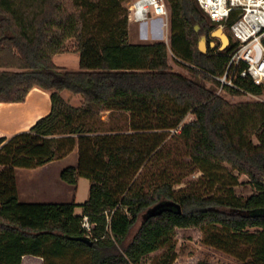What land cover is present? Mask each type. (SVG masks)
Here are the masks:
<instances>
[{"label":"trees","instance_id":"1","mask_svg":"<svg viewBox=\"0 0 264 264\" xmlns=\"http://www.w3.org/2000/svg\"><path fill=\"white\" fill-rule=\"evenodd\" d=\"M124 1L0 0V102H23L40 87L50 91L52 103L29 130L0 137V264H22L25 255L40 256L43 264H65L68 256H86V264H142L165 246L172 252L165 264H173L176 229L213 226L229 236L215 235L211 245L229 253L255 229L244 237L254 245L253 259L244 264H264V101L233 104L216 91V77L225 73L236 44L231 33L224 50L212 47L218 24L198 1L169 0L171 50L191 78L173 70L165 42H129ZM74 37L79 70L59 67L54 57ZM202 38L207 52L199 48ZM236 84L225 89L264 93L249 78ZM64 90L82 95L85 106L67 102ZM101 111L130 113L129 131L95 127L89 119ZM189 114L195 119L183 124ZM181 125L175 134L191 165L208 171L228 163L249 177L254 193L244 198L233 189L224 195L175 189L183 179L169 174L149 189L141 185L136 175L162 158L165 137L158 130ZM76 145L78 164L64 168L61 178L70 184L88 178L89 198L82 204L21 201L16 168L42 166ZM78 206L82 214L75 212ZM86 215L95 223L90 236L82 226Z\"/></svg>","mask_w":264,"mask_h":264},{"label":"rangeland","instance_id":"2","mask_svg":"<svg viewBox=\"0 0 264 264\" xmlns=\"http://www.w3.org/2000/svg\"><path fill=\"white\" fill-rule=\"evenodd\" d=\"M133 0H126L122 3L123 7L127 8L129 13V4ZM170 10V23L166 29H162V20L160 18L150 19L148 21L132 23L129 20V42L131 43H151V42H165L169 47V60L174 71L182 73L188 77L195 78V75L185 66L181 65L171 50V37L173 34L171 23V4L169 0H166ZM129 18V17H128ZM173 19V18H172ZM220 25L216 27L219 28ZM215 29V30H216ZM87 30V29H86ZM214 30V31H215ZM226 33L228 29L224 30ZM230 33V32H229ZM216 46H221V40L218 37H214ZM203 39V38H202ZM79 44V38L74 37L67 42V51L65 54L59 55L55 58V63L62 66V68H68L69 70H79L80 54L76 50ZM208 87H212V83L206 81ZM216 87V86H215ZM214 87V88H215ZM217 93L222 95L230 103H240L248 101H264V93L260 95L241 94L235 95L228 90H221L220 87H216ZM66 94L65 100L74 106H85L84 98L82 95L76 96L71 92ZM76 97V98H73ZM111 117V118H110ZM137 119V117H135ZM134 118V119H135ZM111 122L104 123L106 121ZM155 116H150V122L156 125ZM195 119V115L189 114L183 124ZM90 123H94L95 127L99 129H109L110 127H120L123 131H129L131 122V114L125 112H113L109 111L99 112V117H93L89 119ZM182 128V125L173 130H158L165 137L164 142L159 147L160 160L156 162L153 160L149 163L147 168L137 174L139 176L138 182L144 185L146 189H149L154 183L159 180L162 175H173L174 178H182L183 182L175 186V189L186 187L187 190L196 191L200 194H219L224 195L229 189H233L238 196L248 197L254 193V188L250 183L247 175L239 174L238 171L232 169L228 163L217 165L210 168L208 171H202L195 168L190 164V157L188 150L181 138L178 137L177 132ZM177 130V132L175 131ZM62 137V136H60ZM257 142V139L255 138ZM78 149V145H76ZM79 155V149H78ZM73 156L70 161L57 162L51 168L50 175L44 171V175L38 174L45 183L39 188L37 192L39 198L36 200L43 201V203L49 202H72L75 187L73 184L65 182L59 175L58 169L63 166H69V162H73ZM39 177V178H40ZM25 183V179L21 177V184ZM90 181L86 178H82L78 187V194L76 201L80 204L84 203L89 197ZM77 214L83 213V207L78 206ZM255 229L250 228L247 232L236 240L235 249L232 253L219 249L214 245H211L212 239L215 235L222 237L229 236L228 232L221 226H213L206 229L188 228V229H176L171 244L174 245L177 258L173 264H244L253 259V247L251 243L246 241L248 233H253ZM169 246H165L150 255L146 256L142 264H165L168 254L171 255ZM73 259V261H72ZM42 261V262H41ZM86 264L88 258L86 256L74 259L72 256H68L62 259V263L68 264ZM24 264H43V259L39 260L36 256L29 255L26 258Z\"/></svg>","mask_w":264,"mask_h":264},{"label":"built area","instance_id":"3","mask_svg":"<svg viewBox=\"0 0 264 264\" xmlns=\"http://www.w3.org/2000/svg\"><path fill=\"white\" fill-rule=\"evenodd\" d=\"M197 1L210 21L224 30L228 28L236 43L229 52L225 73L216 77L221 82L220 89L225 90L226 85L237 88L239 78H249L255 84L264 86V0ZM128 9L132 23L160 18L162 29H166L170 23L166 0H133ZM233 16L235 19L230 23ZM82 226L89 236L92 235L95 223L87 215L83 218Z\"/></svg>","mask_w":264,"mask_h":264},{"label":"crops","instance_id":"4","mask_svg":"<svg viewBox=\"0 0 264 264\" xmlns=\"http://www.w3.org/2000/svg\"><path fill=\"white\" fill-rule=\"evenodd\" d=\"M62 54H57L54 57V61L57 56ZM58 66L60 67L61 65ZM62 67H67V66H62ZM68 92L70 91L64 90L62 92V96L64 98L66 94L70 96ZM74 95L79 96L80 94H74ZM51 106L52 103H51L50 91L44 90L40 87H34L27 95L26 100L23 102H0V137L10 138L17 133L29 130L37 122L39 118L50 113ZM72 156L74 161L69 162L71 164L68 165L77 166L79 155H78V149L75 147L66 156L59 159H55L42 166H38L35 168H22V167L16 168L17 188H18V194L20 200L24 202H43L36 199L39 198V195L37 193L39 191V188L45 183L46 180H44V178L42 179L40 176H38V174H42L43 176L45 171L47 175H50L52 166H54L55 164H57V162L60 161H70ZM66 167L63 166V168L58 169L57 173H59L60 177L62 170ZM21 177L23 178V180L25 179L24 184L23 183L21 184ZM82 178L85 177H80L78 179V182L76 184H73L76 187H75V192L73 194L72 202H75L77 204H80L79 202L76 201V199L78 194V187ZM49 203H59V202H49ZM28 256L29 255H25L23 257L22 264H24ZM36 257L39 260L43 259L40 256H36Z\"/></svg>","mask_w":264,"mask_h":264},{"label":"water","instance_id":"5","mask_svg":"<svg viewBox=\"0 0 264 264\" xmlns=\"http://www.w3.org/2000/svg\"><path fill=\"white\" fill-rule=\"evenodd\" d=\"M197 29H198V26H197ZM212 35L214 37H218L221 40V46L219 48L220 50H224L226 47L229 46V44H230V37H229L228 33H226L222 27L217 28L212 33ZM215 45H216V43L214 41H212L211 46L214 47ZM199 48H200L201 51L207 52L208 48H207V43H206L205 38H203L200 41Z\"/></svg>","mask_w":264,"mask_h":264}]
</instances>
